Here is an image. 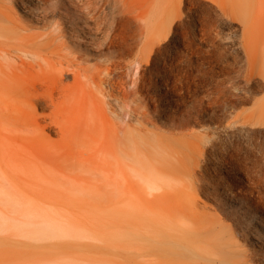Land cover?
Wrapping results in <instances>:
<instances>
[{
  "label": "bare ground",
  "instance_id": "1",
  "mask_svg": "<svg viewBox=\"0 0 264 264\" xmlns=\"http://www.w3.org/2000/svg\"><path fill=\"white\" fill-rule=\"evenodd\" d=\"M66 1V11H62L58 0H0V131L5 138L0 139V149L5 152L8 170L3 171V178L9 187L5 191L6 183L0 181V233L9 232L6 242L12 247H66L60 264H252L258 256L264 257V246L250 243L241 248L231 226L206 216L203 210L212 199L210 193L217 190L198 176L208 162L202 153L213 140L193 126L204 129L209 122L220 123L214 121L220 117L215 112L216 95L208 93L209 88L208 92L200 90L206 83L192 69L161 76V97L155 79L145 75L163 50L164 30L174 21L170 5L175 0H111L110 12L107 0ZM255 2L260 6L264 0ZM244 37L247 64L264 70V26L251 23L245 27ZM77 46L108 49L114 56L101 64L85 65ZM125 53L132 54L127 65L136 64L140 69L135 87L129 90L126 83L110 78L124 63L121 57ZM142 87L154 88L155 95L141 101L132 98ZM76 98L87 101L83 116L74 114L78 111ZM148 98L169 103L165 113L171 111L170 134L147 129L152 123ZM38 110L49 113L39 117ZM52 126L66 142L74 140L87 150L78 155L68 151L75 144L67 146L60 167L46 175L43 166L26 165L20 159L25 153L21 140L52 130ZM174 134L186 144L173 146L169 140ZM35 182L65 192L62 197L68 200L88 197L111 202L109 233L99 236L70 219L63 222L58 215L74 216L73 207L50 201L46 194L40 199L24 187H33ZM143 183L153 191L152 199H145V210ZM235 201L241 214L247 213L240 198ZM151 203L154 215L146 217ZM141 212L147 219L139 224L135 217ZM248 225L244 230L259 241L251 233L256 228L251 219ZM141 230L143 234H139ZM127 231L131 239L142 235L146 245L125 247ZM87 239L109 242L100 247Z\"/></svg>",
  "mask_w": 264,
  "mask_h": 264
},
{
  "label": "rangeland",
  "instance_id": "2",
  "mask_svg": "<svg viewBox=\"0 0 264 264\" xmlns=\"http://www.w3.org/2000/svg\"><path fill=\"white\" fill-rule=\"evenodd\" d=\"M58 1L63 4V6L60 5L61 10L66 11L64 7L68 2L66 0ZM107 2L106 8L109 12L113 11L111 0H107ZM263 4L258 6L255 0H175L170 5L174 11V21L170 27H166L164 30L167 38L163 50L160 55L153 59L150 69L145 70L146 76L155 79L160 97L163 93L161 78L169 76L171 71L175 72L176 69L178 71H189V69L191 71L192 69L194 73L199 71V79L203 81V84L206 83L204 84L205 89L200 88V90L204 92L209 90L208 93L216 95L213 96L214 100L216 99L214 101L215 112H220V117L215 118L214 121L220 123L215 125L209 122V126L205 124L204 129L193 126L194 130L198 129L202 133H208V136L212 137L213 140V144L207 146L204 153H202V157L207 159L208 162L207 167L198 176L213 184L217 190L215 193H210L212 199L206 202L208 207L203 210L206 216H212L219 219L222 224L231 226L232 233L238 238L235 241L236 245L241 248L249 247L250 243L264 246V222L261 225L257 223L261 219L264 220V70L249 67L246 48L243 45L246 26L251 23L252 25L264 26ZM257 7L263 10L260 11ZM206 27L209 30H205ZM77 50V54L81 57L80 61L89 66L104 63L114 56L113 53L104 48L91 49L85 46H77ZM131 58L132 54L125 53L121 57L124 63L117 66L114 72L110 74L111 79L115 78L117 82L126 83L125 86L128 90L135 87L140 73V69L139 67L136 68V64L127 65ZM114 73L115 75H113ZM90 74H93V72ZM66 78L71 82V75L66 76ZM91 86L92 90L99 97H102L93 84ZM79 87H75L74 90H79ZM139 91L132 96L137 101H141L140 98H144L149 94L155 95L152 87L149 90L142 87ZM74 101H76L78 110L74 114L83 116V109L87 106V101L78 98ZM147 101L149 102V116L152 119V123L146 125L147 129L161 134H170L173 128L171 111L165 113V110H170L168 109L169 103L163 99L156 102L148 98ZM155 102L157 105L154 104ZM154 105L156 110H154ZM114 107H116L115 102ZM161 107L162 109H160ZM48 113V110L37 111L39 117ZM130 129H133V125ZM56 131L57 128L52 126V130L44 129L43 133L36 135L34 138L21 140V145L25 148L23 152L25 153L22 152L23 157L21 155L22 158L20 157V159L26 165L38 163L43 166L46 175H49L51 170H57L60 167L61 158L67 150L66 147L75 143L74 140L70 143L66 142ZM174 135L169 140L173 146L186 144L184 140L178 139V134ZM0 139H5L1 131ZM82 149L84 148L75 144L73 149L68 151L79 155L87 150ZM213 153H216V157L219 159ZM211 157L215 160H212ZM4 158L5 152L0 149V177H2L0 181L2 184L6 183L3 186L4 190L8 191L7 179L3 178L5 176L3 171L8 170L7 165H4ZM210 162L214 165H211ZM56 175H58L57 171ZM47 179L52 181L49 177ZM35 183L33 187L28 184L24 187L30 189L31 193L40 199L48 195L50 201L60 200L73 207L75 218L71 216L72 214L69 215L64 212L58 215V218L63 222L70 219L79 223L85 230H90L99 236L109 233L111 202L106 199H90L88 197L68 200L62 197L65 194L64 191V193H60L53 186L45 185L43 182ZM42 185L47 187L42 188ZM142 186V194L144 195L142 210H145L144 204L147 201L145 199H152L153 191L146 187L145 183ZM233 189L232 193L231 190ZM237 198H240L241 202L239 204L247 210V213L241 214L239 206L235 203ZM245 203H247V207L244 205ZM149 205L150 207L146 210V217L154 215L155 205L154 203ZM146 217L141 212L135 219L137 223H146ZM250 219L252 220V226L255 224L257 228H252L251 233L258 237L259 241L251 236L250 232L244 230L246 226H249ZM255 219H257V222L253 223ZM126 222L127 229L131 230L129 226H132V224L128 219H126ZM238 232H241V234ZM129 233V231L126 233L128 242L125 247H144L146 245L143 242L142 235H140L141 237L132 235L133 239H131ZM140 233L143 234L144 230H141ZM8 235V231L0 233V239H4L0 244V264H60L62 250L66 247H24V245L19 244H17V247H12V244L6 242ZM86 241L100 247H106L109 242L101 239H87ZM21 242L23 243V240ZM252 249L255 250L253 246ZM106 255L108 256L105 253L104 256ZM252 264H264V257L258 256L256 260L252 261Z\"/></svg>",
  "mask_w": 264,
  "mask_h": 264
}]
</instances>
